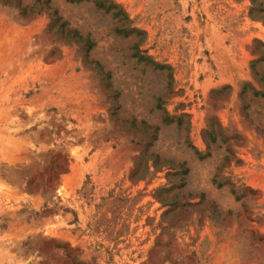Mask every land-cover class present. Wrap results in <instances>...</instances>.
Here are the masks:
<instances>
[{
  "label": "rangeland",
  "instance_id": "374dc122",
  "mask_svg": "<svg viewBox=\"0 0 264 264\" xmlns=\"http://www.w3.org/2000/svg\"><path fill=\"white\" fill-rule=\"evenodd\" d=\"M97 1L0 0V264H264V0Z\"/></svg>",
  "mask_w": 264,
  "mask_h": 264
},
{
  "label": "trees",
  "instance_id": "16d2710c",
  "mask_svg": "<svg viewBox=\"0 0 264 264\" xmlns=\"http://www.w3.org/2000/svg\"><path fill=\"white\" fill-rule=\"evenodd\" d=\"M97 4L102 5V4H103V0H98V1H97ZM110 8H113V6L110 5V4H108V5H106L105 10L108 11ZM114 15H117V14L114 13ZM263 78H264V77H263ZM241 92H243V91L241 90ZM252 95H253V96H261V97H264V91H263V92L253 91V92H252Z\"/></svg>",
  "mask_w": 264,
  "mask_h": 264
}]
</instances>
